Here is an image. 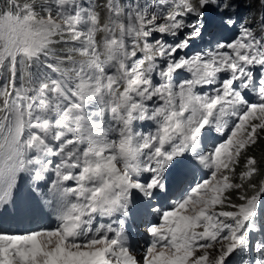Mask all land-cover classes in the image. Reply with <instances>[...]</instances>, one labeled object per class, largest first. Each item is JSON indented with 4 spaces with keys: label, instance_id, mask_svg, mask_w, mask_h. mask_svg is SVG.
Returning a JSON list of instances; mask_svg holds the SVG:
<instances>
[{
    "label": "snow or ice",
    "instance_id": "6c2138e0",
    "mask_svg": "<svg viewBox=\"0 0 264 264\" xmlns=\"http://www.w3.org/2000/svg\"><path fill=\"white\" fill-rule=\"evenodd\" d=\"M262 140L264 0L0 2V264H264Z\"/></svg>",
    "mask_w": 264,
    "mask_h": 264
},
{
    "label": "clouds",
    "instance_id": "9594fccd",
    "mask_svg": "<svg viewBox=\"0 0 264 264\" xmlns=\"http://www.w3.org/2000/svg\"><path fill=\"white\" fill-rule=\"evenodd\" d=\"M249 154L262 162L264 160V140L253 146L249 150ZM13 198L18 210L12 211V205H9V211L0 214V225L5 229L24 231L37 226L54 224L50 209L45 207L44 202L36 193L32 192L27 182L19 184L18 188L14 190ZM19 209L26 210L21 211Z\"/></svg>",
    "mask_w": 264,
    "mask_h": 264
},
{
    "label": "trees",
    "instance_id": "16d2710c",
    "mask_svg": "<svg viewBox=\"0 0 264 264\" xmlns=\"http://www.w3.org/2000/svg\"><path fill=\"white\" fill-rule=\"evenodd\" d=\"M262 163H264V160L262 161Z\"/></svg>",
    "mask_w": 264,
    "mask_h": 264
}]
</instances>
